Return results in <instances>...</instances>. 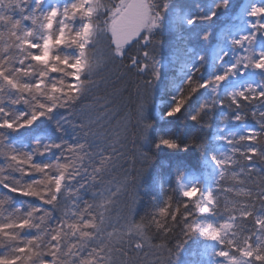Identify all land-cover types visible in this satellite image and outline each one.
<instances>
[{
    "label": "snow or ice",
    "instance_id": "1",
    "mask_svg": "<svg viewBox=\"0 0 264 264\" xmlns=\"http://www.w3.org/2000/svg\"><path fill=\"white\" fill-rule=\"evenodd\" d=\"M166 33L131 164L169 159L141 213L127 125L83 101L109 65L152 89ZM0 264H264V0H0Z\"/></svg>",
    "mask_w": 264,
    "mask_h": 264
},
{
    "label": "trees",
    "instance_id": "2",
    "mask_svg": "<svg viewBox=\"0 0 264 264\" xmlns=\"http://www.w3.org/2000/svg\"><path fill=\"white\" fill-rule=\"evenodd\" d=\"M178 3L192 4L194 0H177ZM199 3L204 4L207 0H198ZM241 0H234V3H240ZM220 21H217V27ZM164 43L162 48L158 51V58H162L166 67L162 69L161 79L153 82V88L147 89L143 81L150 79V76L140 75L135 72H127L126 69L117 70L116 67L109 65L107 69L100 72L95 77L98 87L93 90L84 99L83 105L91 106L93 115L101 118L107 128H116L119 125L126 124L128 127L127 139L124 144V151L129 159V164L125 165V169L133 176L138 177L140 187L138 195L141 202L137 205L141 213L146 207H150L152 200L151 197L157 192V185L153 183L156 173L159 171L158 165L160 161H167L169 159L168 150L161 152L151 166L142 167L137 161L133 167L131 160L138 155L140 150V142L137 139L136 122L138 119V109L141 104L145 105L146 109L152 111V115L156 116V111L152 109L153 98L159 99L161 93L168 85L169 80L174 75L172 66L169 64L171 59L172 44L170 36L166 33L162 37ZM103 47V45H101ZM107 102L108 107L106 111L100 110V105ZM175 127L178 131H185L188 129V123L183 121L176 122ZM199 135L203 138L208 135L207 127L199 130ZM70 139V137H67ZM175 160V157L172 158ZM187 164H195V154H190L188 157L183 158ZM125 169H119L115 174V179H120L125 173ZM137 195L136 186L129 185L127 194L122 196L124 204L131 205L132 198ZM175 238L170 239V245L175 244Z\"/></svg>",
    "mask_w": 264,
    "mask_h": 264
},
{
    "label": "rangeland",
    "instance_id": "3",
    "mask_svg": "<svg viewBox=\"0 0 264 264\" xmlns=\"http://www.w3.org/2000/svg\"><path fill=\"white\" fill-rule=\"evenodd\" d=\"M165 63V62H164Z\"/></svg>",
    "mask_w": 264,
    "mask_h": 264
}]
</instances>
